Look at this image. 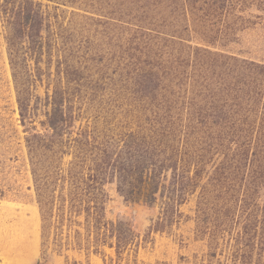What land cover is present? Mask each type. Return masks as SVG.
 <instances>
[{
    "label": "rangeland",
    "instance_id": "obj_1",
    "mask_svg": "<svg viewBox=\"0 0 264 264\" xmlns=\"http://www.w3.org/2000/svg\"><path fill=\"white\" fill-rule=\"evenodd\" d=\"M256 206L264 0H0V264H235Z\"/></svg>",
    "mask_w": 264,
    "mask_h": 264
},
{
    "label": "trees",
    "instance_id": "obj_2",
    "mask_svg": "<svg viewBox=\"0 0 264 264\" xmlns=\"http://www.w3.org/2000/svg\"><path fill=\"white\" fill-rule=\"evenodd\" d=\"M54 101H55L54 102L55 103V108H54L52 114L50 115V124H51V127L52 128H54L55 130H57L58 127L60 128L59 124H62V125H63V123L66 124L67 119L65 117L66 116L65 113L59 108L60 105L63 103L62 100L58 101L57 98H55ZM56 134H58V133H56ZM130 139H131V144H129V143L126 144V145L129 146V148L132 147L131 145L132 144L134 145V143L137 141L134 137H130ZM133 150L134 151H137V153H139V148L133 149ZM133 157H134V155H133ZM143 169H145V168H142L141 169L139 167L137 169L138 172L140 173V176L142 175V179H143V173H144ZM98 170L102 172L103 171V168L101 166H99L98 167ZM98 170H96V171L98 172ZM129 172H130L129 174L123 175V178L126 175L128 177H130L131 173H134L133 170H129ZM72 174H74V172H72L70 170L69 171V175H70L69 177L74 176ZM127 176L123 180H121V186L125 183V181L127 179ZM92 177L95 178L96 176L95 175L94 176L93 175L90 176L89 180L92 181L93 180ZM70 182L75 183L74 181H70ZM212 185L214 187H218L219 193L220 192H224V191L230 192L231 190L234 189L233 186H229V184H227L225 181L224 182L218 181L217 183H213ZM246 188L247 187H245V189ZM120 189L122 190V187ZM184 189H185V187L182 186L181 187V190L179 189V191L181 192ZM129 192L131 193V191H129ZM219 200H220V198H219ZM179 203H180V200H179ZM204 205L205 204H199V210H198V212H199V214H203L204 215L201 219H202L203 223L206 224V222H208L207 221L208 220V213H206V210L204 208ZM218 205H220L221 211H222L224 208H226L229 205V200L222 201V204H218ZM168 206H169L168 208L171 207L170 204ZM256 207L259 208L260 206H256ZM171 209L173 210V208H171ZM228 209H229V207L226 208V211H223V212L226 213L225 216H229L227 213H231V210H228ZM261 211H263V214L262 215L260 214L261 221L260 222H257L256 221V224H255L254 227H253V224L251 225L248 222H246L247 224H243L244 226H243V233H242V236L244 237V236H248L251 231H254L253 232L254 233V238H258V241H259L258 243H260L262 245L260 248H258L259 251H260V254L258 256H256V258H255L254 253H253V251L255 250V248H254L255 246H251V245L247 244L245 246L246 247L245 249H244V247L243 248H240L241 249L240 250V253L238 252V249L236 250V252H235V258L233 260L235 262V264H264V207L261 208V209L259 208L257 211L256 210H253V212L251 214L252 215L253 214L255 215V212H259L260 213ZM168 212H169L168 210L167 211L165 210V217L166 218H169ZM211 212L213 214H215L217 212V210L214 209V208H212V211ZM178 215H180V212L178 213ZM258 224H261V226H258ZM228 234H230V233H228ZM212 237H216V236H212ZM217 237H219L220 240H225L226 241L225 236H223V234L221 235V232H220L219 236H217ZM117 247H118L117 248V251L119 253V246H117ZM212 255H215V254H212Z\"/></svg>",
    "mask_w": 264,
    "mask_h": 264
}]
</instances>
